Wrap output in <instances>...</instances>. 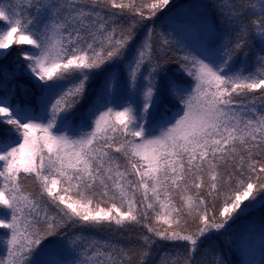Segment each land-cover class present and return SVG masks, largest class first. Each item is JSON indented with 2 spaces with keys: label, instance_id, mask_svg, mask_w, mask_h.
<instances>
[{
  "label": "snow or ice",
  "instance_id": "snow-or-ice-1",
  "mask_svg": "<svg viewBox=\"0 0 264 264\" xmlns=\"http://www.w3.org/2000/svg\"><path fill=\"white\" fill-rule=\"evenodd\" d=\"M170 3L0 0V74L41 93L0 95V264H225L212 238L264 206V0L192 44Z\"/></svg>",
  "mask_w": 264,
  "mask_h": 264
},
{
  "label": "trees",
  "instance_id": "trees-1",
  "mask_svg": "<svg viewBox=\"0 0 264 264\" xmlns=\"http://www.w3.org/2000/svg\"><path fill=\"white\" fill-rule=\"evenodd\" d=\"M217 2L218 0H171L168 8L160 14L155 24L159 30L167 32L171 30L168 28V18L170 16L176 17L177 20L192 26V30H182L177 34L181 39L188 40L190 44L196 40H215L217 35L223 34V29L226 27V25L220 23L217 11L213 7V4ZM15 53L16 48H13L6 59H0V67L7 66L10 72L13 71L12 58ZM169 55L172 56L175 53H169ZM170 67H174V65H170ZM115 71L120 73L122 77L126 75L123 66L117 67ZM19 84H23L26 90L21 89L18 86ZM14 86V93H11L14 102L39 108L41 93L37 84L31 82L22 71L14 80L9 79L7 84H5L2 74H0V95L4 94L5 88L11 90ZM98 87L99 79H93L88 85L89 97L94 94ZM169 108H171V104H169ZM73 124L74 126L79 125L78 116L74 118ZM25 184L30 186L31 181H25ZM262 225H264V206H257L255 210L247 215L240 216L227 232L212 238L214 245L222 252L225 264H244L247 256L258 259V264L264 260V230H262ZM2 235L3 231L0 230V237ZM96 235L100 239L107 238L121 244L126 243L120 234L114 235L111 232L102 231L97 232ZM163 248L170 249L172 245L165 243Z\"/></svg>",
  "mask_w": 264,
  "mask_h": 264
},
{
  "label": "rangeland",
  "instance_id": "rangeland-1",
  "mask_svg": "<svg viewBox=\"0 0 264 264\" xmlns=\"http://www.w3.org/2000/svg\"><path fill=\"white\" fill-rule=\"evenodd\" d=\"M174 38H175V39H179V40L181 41V43H187V44H190L188 40L181 39V38H180L179 36H177V35H176ZM13 48H16V47H13ZM28 78H29V77H28ZM29 79H30V78H29ZM30 81L33 82L34 84H36L35 81H33V80H31V79H30ZM246 261H250V262H252V264H258V259H255L254 257H251V256H247V257L245 258L244 264H245Z\"/></svg>",
  "mask_w": 264,
  "mask_h": 264
}]
</instances>
